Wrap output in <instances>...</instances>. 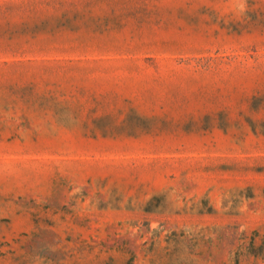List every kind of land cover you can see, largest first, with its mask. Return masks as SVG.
<instances>
[{"label":"rangeland","instance_id":"374dc122","mask_svg":"<svg viewBox=\"0 0 264 264\" xmlns=\"http://www.w3.org/2000/svg\"><path fill=\"white\" fill-rule=\"evenodd\" d=\"M0 264H264V0H0Z\"/></svg>","mask_w":264,"mask_h":264}]
</instances>
